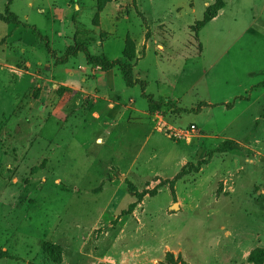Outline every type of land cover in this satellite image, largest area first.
I'll return each mask as SVG.
<instances>
[{
  "label": "rangeland",
  "instance_id": "374dc122",
  "mask_svg": "<svg viewBox=\"0 0 264 264\" xmlns=\"http://www.w3.org/2000/svg\"><path fill=\"white\" fill-rule=\"evenodd\" d=\"M8 7L20 24L0 21V249L16 260L0 264H251L264 251V0ZM33 28L59 56L75 39L124 60L130 38L158 111L118 69L104 88L78 57L57 67ZM156 115L193 138L156 132Z\"/></svg>",
  "mask_w": 264,
  "mask_h": 264
},
{
  "label": "trees",
  "instance_id": "16d2710c",
  "mask_svg": "<svg viewBox=\"0 0 264 264\" xmlns=\"http://www.w3.org/2000/svg\"><path fill=\"white\" fill-rule=\"evenodd\" d=\"M6 1V7L3 14H0V21H2L5 24L8 25H19L20 21L18 17L11 13L9 11V5L12 2V0H5ZM104 4L99 3L97 6V14L101 13L103 9ZM223 8L220 3H215L213 5H210L206 8L203 19L200 22H197L195 29H201L203 28L208 22L212 21L216 16L219 10ZM96 14V15H97ZM95 15L94 19L97 17ZM33 32L37 33L39 35L40 39L44 42L47 54L51 57V59L54 61V64L56 66L59 65H65L67 64L71 59H75L78 57V55L82 54L85 58L86 64L99 68L102 72H108L113 69H118L123 83L127 88H133L135 86H140L142 90V98L146 100L148 105V113L150 116H153L154 113H156L159 109V102L155 101L151 95L145 94V88L146 83L141 82L140 80H137L133 76V66L130 63L134 58V43L130 38H127L124 43V49L122 52V56L124 60H111L105 55H94L90 53L89 47L86 44L85 41H76L74 39L73 45L68 46L62 53H60V56L56 51L51 50L49 46L48 39L44 36H42L35 28H33ZM195 36H197V33H195ZM262 85H264V81L262 82ZM166 100V99H165ZM207 106V105H206ZM230 107V104H226V107ZM129 190H131L132 193H134V190L132 188L131 184H128ZM135 197H137V200H141L145 193L136 194L134 193ZM134 208V204L129 205L128 209L123 213H128L132 211ZM44 251L55 261H58V258H55L54 248L46 244L44 245ZM0 259H10V260H16L14 256H12L10 253H8L6 250L0 249ZM248 262L251 264H263L264 263V251L263 250H255L253 251L249 257Z\"/></svg>",
  "mask_w": 264,
  "mask_h": 264
},
{
  "label": "built area",
  "instance_id": "2783aa9c",
  "mask_svg": "<svg viewBox=\"0 0 264 264\" xmlns=\"http://www.w3.org/2000/svg\"><path fill=\"white\" fill-rule=\"evenodd\" d=\"M154 119V129L158 133H167L169 136L178 139L188 141L193 138L196 128L194 125H189L185 128L174 129L171 126H167L163 121V117L160 115H156L153 117Z\"/></svg>",
  "mask_w": 264,
  "mask_h": 264
},
{
  "label": "crops",
  "instance_id": "0c3cea01",
  "mask_svg": "<svg viewBox=\"0 0 264 264\" xmlns=\"http://www.w3.org/2000/svg\"><path fill=\"white\" fill-rule=\"evenodd\" d=\"M216 18V17H215ZM214 18V19H215ZM213 19V20H214ZM80 55H82V54H80ZM78 59H79V61L83 64V63H86V61L84 60V62H83V60L81 59V57L78 55ZM85 59V58H84ZM112 60V59H111ZM59 66H64V65H59ZM58 67V66H57ZM69 76H71V77H73L74 76V72H72V70L71 69H69ZM111 71V70H110ZM110 71H108V72H106L105 73V75L103 74H101L102 76H100V74H96L97 75V78H96V82L99 84V86H102V87H104V88H106V83H105V80H106V77H107V74L110 72ZM70 82L71 81H69V83H65L66 85H68V84H70ZM70 86V85H69ZM166 100H167V98H166ZM107 106H112V103L111 102H109V104L107 105ZM147 113H148V107H147V111H146ZM148 115H149V113H148ZM190 125H192V124H190Z\"/></svg>",
  "mask_w": 264,
  "mask_h": 264
}]
</instances>
